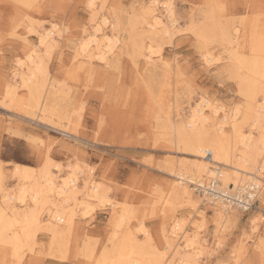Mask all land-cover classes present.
<instances>
[{"label": "rangeland", "instance_id": "obj_1", "mask_svg": "<svg viewBox=\"0 0 264 264\" xmlns=\"http://www.w3.org/2000/svg\"><path fill=\"white\" fill-rule=\"evenodd\" d=\"M87 1L38 0L26 3L22 0H0V168L5 174L7 189L17 192L18 180L13 175L16 163L40 168L49 157L59 180L67 176L69 163L88 165L94 169V179L110 189L109 195L113 202H118V209L123 202L133 208L134 221L116 228L112 201L100 204L97 200H90L95 208L87 214H84V206L76 209L77 229L68 238L64 259L51 253L50 236L41 229L37 232V244L33 251L24 248L20 263L15 256L10 257V247V250L2 249L0 245V264H97L104 251L113 254L127 233L135 234L141 243H145L147 235L139 229L141 221L145 222L151 236V245L158 249L165 247L162 227L168 220L170 208L173 209L176 203L172 202L175 200L170 195V185L176 177L170 174L169 162H177L181 158L180 161H189L193 156L186 155L179 148L175 133L172 130L166 132L162 123L166 119L174 124L186 119L191 106L201 97L210 98L214 105L224 104L227 108L234 106L240 98L244 99L238 92V79L230 60L226 59V48L209 44L208 47L215 46L210 48L211 52L214 50L213 60L208 63L203 56L206 47L197 40L195 29L204 21L207 10H215L214 13L224 23L246 25L248 32L245 33L244 53H249L252 30L264 33V7L256 6L254 2L257 0H173L178 23L183 28H191L195 36L186 35L183 40L175 42L173 39H162L160 53L165 61H160L159 54H155L153 65H145V57L130 47L128 33L142 5L148 0H97L99 10L95 20ZM102 1L104 7L100 8ZM157 11L165 13L164 6L157 7ZM103 15L122 19L123 47L110 56L109 63L95 60L92 64L87 61L82 64L84 59L78 56L77 46ZM66 18L79 21V26L74 23L72 33H63L53 52L50 55L43 52V55L57 85L55 100L60 111L67 113L70 119L53 114L47 123L38 118V112H35V117L28 115L26 106L23 107L24 103L19 100L7 98L3 102V93L6 84L12 81L18 85V93L22 94L25 90L20 78L13 74L20 69L17 61L26 60L27 44L38 43V36L33 30L48 27L54 22L67 26ZM254 23L258 24V30ZM107 29L110 30V27ZM24 32L28 35V42L23 40ZM142 33L143 29L137 26L135 39L138 40ZM192 73L196 74L195 79ZM66 127L70 131L59 130ZM243 129L250 132L248 124ZM54 164H59L61 168ZM79 186L84 188L83 180H80ZM198 201L204 217L182 204L176 205L174 212L176 219L187 221V233L199 232L200 238L195 246L197 263L264 264L262 200L259 199L247 213L236 212L237 215L242 213L240 219L226 222L222 228L214 219L213 204L200 196ZM24 208L17 204L19 212H23ZM252 215L259 217L255 227L250 224ZM42 216L44 221L49 220L48 213ZM202 221L204 227L200 229L198 225ZM114 230L118 235L114 236ZM180 241L177 248L182 249L185 240L182 238ZM87 246L92 249V254L87 253ZM190 251H193L192 248Z\"/></svg>", "mask_w": 264, "mask_h": 264}, {"label": "bare ground", "instance_id": "obj_2", "mask_svg": "<svg viewBox=\"0 0 264 264\" xmlns=\"http://www.w3.org/2000/svg\"><path fill=\"white\" fill-rule=\"evenodd\" d=\"M22 1L28 3L38 0ZM160 1L148 0L144 3L140 13L135 17L136 22L132 23L131 30L128 33L130 47L134 52L145 57V65H153L155 54L149 49H157L158 59L165 61V57L160 53L162 48L160 42L166 38L171 40L167 35L170 31L169 25L172 23L171 17L174 16L178 23L174 1L162 0L161 4ZM89 2L90 0L87 1L88 4ZM92 2L96 5L95 8L91 9L93 20H95L99 3L97 0H92ZM254 4L263 9L264 0H257ZM166 5L170 7H166ZM159 6H164L165 13L157 11ZM103 7L104 1L101 2L100 8ZM214 12L215 10L205 11L204 21L199 24L197 29L194 28L196 36L200 38L199 41L206 47L203 56L208 58V63L213 60L211 56L214 50L211 52L210 48L217 44L226 48L224 50L228 54L226 59L230 60L235 77L238 79V92L241 95L244 94L242 95L244 99L240 98L235 105L233 104L234 106L227 108L224 104L214 105L209 100L210 98L201 97V100L191 106L192 109L186 119H182L175 124L169 119H166L163 123L160 122L166 132L172 130L175 133L179 148L186 155L193 156L192 161H180L181 158L177 162H175L176 160L169 162L170 174L176 177L170 185L171 194H169L175 200H172V202L176 203H174L175 207L173 209L170 208L171 212H168L167 215L168 220L162 227L166 245L162 249L152 246L151 236L146 229L145 222L141 221L139 229L147 235L145 243H141L135 234L127 233L116 249L114 248L113 254L104 251L100 255L97 264H199L197 263L198 260L196 261L197 252L195 251V246L200 238L199 232L196 230L197 232L193 234L187 233V221L176 219L174 212L177 208L176 205L181 206L179 204H182L190 210L198 211L199 215L204 217L203 210L199 208V193L195 186L200 182L204 184L211 177L220 180L222 189L236 192L240 189V186L244 187L254 176L258 175L261 178L258 200L260 199L264 203V174L262 173L264 166V108L261 107V101L257 100L253 103L246 99L249 95L255 97L261 92L260 85L261 81L264 80V33L261 32L260 34L256 30L254 32L252 28L253 32L251 34L249 32L251 35L248 47L250 51L244 53L242 49L246 46L247 35L245 33L248 32V27L242 24L224 23L221 19L219 20L220 16L218 18L216 12ZM52 25L33 30L38 36V43L27 44L26 58L24 57L26 60H20L23 62L19 63L21 70L18 68V71H14L13 75L20 78V82L25 88L23 93H18V85L12 83V81L6 84V90L3 93L4 98L1 99L3 102L7 98L23 102L24 105L23 103L22 105L23 107L26 106L25 110L27 109L26 113L28 115H32V117L34 115L35 117V112H38L40 114V116L37 114L38 118L47 123L49 122V116L53 114L70 119L67 113L60 111L57 100H55L57 85L53 80V75L47 69L46 64L48 62L46 63L47 60L45 61L43 55V52L50 55L56 48L55 46H57L60 38H63V33L67 32L61 29L58 24L57 29L53 30ZM137 26L143 29V33L138 36V40L135 39ZM254 26L256 29L258 28L256 27L258 24L255 25L254 23ZM109 27L110 30L107 29ZM64 28H67V26H64ZM92 28V31L85 34L81 39L80 46H77V54L85 60L82 61V64L86 61L92 64L95 60L108 62L110 56H113L119 48L123 47L122 31L124 29L122 28V19L117 16L110 18L103 15L94 22ZM24 34L23 40L28 42V35L26 32ZM109 41H112V44H109ZM116 41L119 43H116ZM211 43L215 45L208 47ZM17 104L16 102L15 105ZM245 124H248L250 132L244 131ZM67 127L65 129L59 128V130L68 132L70 129ZM56 128L58 130L57 126ZM173 133L171 132V134ZM52 165V159L49 157L40 168L16 163L13 168V175L18 180L19 188L17 192L7 189L5 174L0 168V245L2 249L7 250H10L8 248L10 247V257L15 256L17 260L19 259V263L22 261L24 248L33 251L37 244V232L41 229H44L50 236L51 249H53L51 253L57 258L64 259L67 254L68 238L77 229L76 209L84 206L86 209L84 214H87L95 208L90 200L107 204L112 199L109 195L110 189L102 182L94 179V169L87 167L88 165L84 166L79 162L69 163L67 165V169H69L67 176L63 177L62 180H59V177L53 172ZM54 166L61 168L59 164H54ZM80 180H83V189L79 186ZM80 196L82 197L80 198ZM205 200L213 204L214 219L220 228L226 222L239 220L242 215V213H239L240 215L236 214L239 210L242 211L236 205L226 204L225 201L215 200L214 198ZM98 203H96V206ZM17 204L26 207L23 212L16 209ZM110 204L113 206L116 228L127 226L134 221L132 219L135 217V211L126 202L120 204L121 209L116 207L118 202L112 201ZM45 212L48 213L49 220L47 221H44L42 216ZM258 220L257 215H252L250 224L254 226ZM60 222L64 223L61 224ZM198 227L200 229L204 227V221ZM116 235H118L117 230L114 236ZM182 238L185 241L181 246L182 249H180L177 246L180 245L179 241ZM114 240L116 239L114 238ZM29 242L31 246L27 247ZM261 244H264V240H261ZM191 248L193 251H190ZM86 250L90 254L93 252L89 246L86 247Z\"/></svg>", "mask_w": 264, "mask_h": 264}, {"label": "built area", "instance_id": "obj_3", "mask_svg": "<svg viewBox=\"0 0 264 264\" xmlns=\"http://www.w3.org/2000/svg\"><path fill=\"white\" fill-rule=\"evenodd\" d=\"M262 173L264 174V166ZM260 181L261 178L256 175L249 181V183H246L244 187L240 186L239 190L233 192L231 190L222 189L223 187H221L220 180L211 177L207 182H204L206 186L200 182L195 188L198 190V195L204 199H220L223 202L225 201L226 204L230 203V205H236L242 211L247 212L253 209L259 201L258 195L260 193Z\"/></svg>", "mask_w": 264, "mask_h": 264}, {"label": "snow or ice", "instance_id": "obj_4", "mask_svg": "<svg viewBox=\"0 0 264 264\" xmlns=\"http://www.w3.org/2000/svg\"><path fill=\"white\" fill-rule=\"evenodd\" d=\"M59 7H64V5H60ZM70 7V6H69ZM96 5L95 3L92 2V0H90L89 4H88V8L92 9L95 8ZM166 7H170L169 5H166ZM67 8H65V11L67 12ZM172 23L169 25L170 31L167 33V35L169 36V38L173 39V42L177 41V40H183L184 37L186 35H194L193 30L191 28H183L179 23H177L175 17H171ZM65 23L67 24V28H64L63 25H60L59 27L61 29H63L64 31H67L69 34L72 33L73 28L72 25L75 23L77 24V26H79V21L73 19H67L65 20ZM58 27L57 24L53 23L52 28L53 30H56ZM86 30V29H85ZM200 38L197 37V40H199ZM109 44H112V41L108 42ZM116 43H119L118 41H116ZM149 51L153 52L154 54L158 55V50L157 49H149ZM207 57H204V60H207ZM17 63H23L22 61H17ZM195 73H192V77L193 79H195ZM261 92L257 94V96L253 97L251 95H249L248 97H246L247 100H249L250 102H257V100L261 101V107L264 108V80L261 81ZM242 95H244L242 93ZM37 226H38V221H37ZM31 244L29 242V245H27V247H30Z\"/></svg>", "mask_w": 264, "mask_h": 264}]
</instances>
